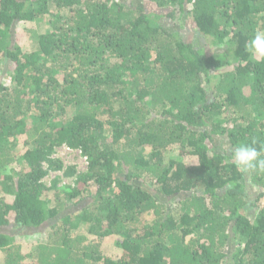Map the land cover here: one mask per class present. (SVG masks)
Masks as SVG:
<instances>
[{
    "label": "trees",
    "instance_id": "1",
    "mask_svg": "<svg viewBox=\"0 0 264 264\" xmlns=\"http://www.w3.org/2000/svg\"><path fill=\"white\" fill-rule=\"evenodd\" d=\"M257 29L264 0H0L1 264H264V172L230 157H264Z\"/></svg>",
    "mask_w": 264,
    "mask_h": 264
},
{
    "label": "rangeland",
    "instance_id": "2",
    "mask_svg": "<svg viewBox=\"0 0 264 264\" xmlns=\"http://www.w3.org/2000/svg\"><path fill=\"white\" fill-rule=\"evenodd\" d=\"M123 1L129 2L131 0H123ZM47 19L48 18L46 17L44 19H41V21L36 22L35 25H33V27L28 31L24 30L23 32L24 33V44L23 45L28 51H34L37 49V41L35 42L37 34H43L50 29ZM174 24H175V27L174 26L173 27L177 28L176 23ZM178 27L180 29L179 23H178ZM2 79L5 83L8 82V78L6 74H3ZM50 158L59 160L63 164L64 168L73 167L75 169V172L77 173L84 172L87 167V161L85 157H83L81 151L78 149H68L66 146H59V147L54 148L52 150V154L50 155ZM44 167L47 168L46 165H44ZM52 182H57L56 183L57 188L62 187V186H70V187L74 186V178L65 177L63 175V171H58V172L48 171L47 176L43 179V184L47 186V188H51ZM251 188H253L257 192V189L255 187H251ZM254 190H251L253 191L252 192L253 198L256 195ZM85 202L87 203L88 201L86 200ZM86 203L80 204L78 208H75L72 211L73 212L79 211L81 206L83 205L86 206ZM83 229L84 228H82V230ZM9 231L14 233L11 230ZM28 233L29 232L27 231L24 234H28ZM38 240L40 242L43 241L40 237H38ZM88 240H89V243H91L92 241H96L95 238L92 236H88ZM110 240L112 239L106 238L100 242L102 251H104V253L107 255L111 254L112 252L114 253L116 252L114 251V245L112 244L113 241H110ZM1 263L2 262H1V257H0V264Z\"/></svg>",
    "mask_w": 264,
    "mask_h": 264
},
{
    "label": "clouds",
    "instance_id": "3",
    "mask_svg": "<svg viewBox=\"0 0 264 264\" xmlns=\"http://www.w3.org/2000/svg\"><path fill=\"white\" fill-rule=\"evenodd\" d=\"M246 50L253 60L264 61V29H257L248 43ZM252 143H240L230 150L231 160L234 161L235 167L243 173L252 170L264 172V157L261 150Z\"/></svg>",
    "mask_w": 264,
    "mask_h": 264
}]
</instances>
